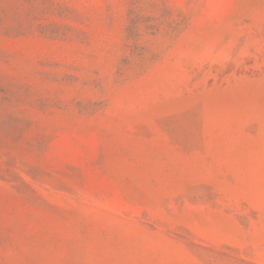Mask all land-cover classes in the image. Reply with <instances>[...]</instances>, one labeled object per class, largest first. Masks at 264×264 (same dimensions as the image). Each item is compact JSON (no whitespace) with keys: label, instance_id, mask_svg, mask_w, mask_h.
Listing matches in <instances>:
<instances>
[{"label":"rangeland","instance_id":"1","mask_svg":"<svg viewBox=\"0 0 264 264\" xmlns=\"http://www.w3.org/2000/svg\"><path fill=\"white\" fill-rule=\"evenodd\" d=\"M0 264H264V0H0Z\"/></svg>","mask_w":264,"mask_h":264}]
</instances>
